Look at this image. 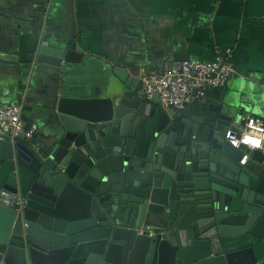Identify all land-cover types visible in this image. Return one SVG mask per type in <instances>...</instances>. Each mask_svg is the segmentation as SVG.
<instances>
[{
	"label": "water",
	"instance_id": "obj_1",
	"mask_svg": "<svg viewBox=\"0 0 264 264\" xmlns=\"http://www.w3.org/2000/svg\"><path fill=\"white\" fill-rule=\"evenodd\" d=\"M76 48L44 41L37 62ZM114 72L108 93L56 99L60 134L0 139V264H264V167L239 165L224 93L165 109Z\"/></svg>",
	"mask_w": 264,
	"mask_h": 264
},
{
	"label": "crops",
	"instance_id": "obj_2",
	"mask_svg": "<svg viewBox=\"0 0 264 264\" xmlns=\"http://www.w3.org/2000/svg\"><path fill=\"white\" fill-rule=\"evenodd\" d=\"M44 41L84 56L38 63ZM228 51L236 74L208 92L224 93L239 131L249 116L264 121V0H0V102L20 106L38 138L61 133L58 97L108 93L115 69L142 82L176 54L211 62ZM245 152V166L264 167V151Z\"/></svg>",
	"mask_w": 264,
	"mask_h": 264
},
{
	"label": "built area",
	"instance_id": "obj_3",
	"mask_svg": "<svg viewBox=\"0 0 264 264\" xmlns=\"http://www.w3.org/2000/svg\"><path fill=\"white\" fill-rule=\"evenodd\" d=\"M230 55L228 51L225 57L211 62L186 61L179 71L146 74L142 78L144 95L152 101L158 94L160 104L165 109H182L193 104L209 90L223 88L228 79L236 74L235 67L229 60ZM21 116L20 106L0 102V139L10 137L11 140L18 141L23 136H33L34 129L28 128ZM226 139L232 147L243 152L240 164L245 166L249 158V153L245 151H264L263 119L247 117L244 127L239 131L229 130Z\"/></svg>",
	"mask_w": 264,
	"mask_h": 264
}]
</instances>
